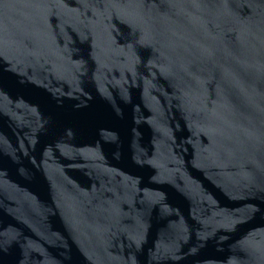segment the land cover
Wrapping results in <instances>:
<instances>
[{"label":"water","instance_id":"water-1","mask_svg":"<svg viewBox=\"0 0 264 264\" xmlns=\"http://www.w3.org/2000/svg\"><path fill=\"white\" fill-rule=\"evenodd\" d=\"M0 264H264V0H0Z\"/></svg>","mask_w":264,"mask_h":264}]
</instances>
